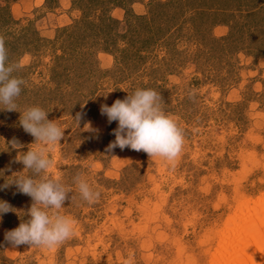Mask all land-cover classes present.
I'll return each instance as SVG.
<instances>
[{
	"label": "rangeland",
	"instance_id": "rangeland-1",
	"mask_svg": "<svg viewBox=\"0 0 264 264\" xmlns=\"http://www.w3.org/2000/svg\"><path fill=\"white\" fill-rule=\"evenodd\" d=\"M116 1L115 18L132 11L165 25L144 58L134 56L141 33L132 41L124 22L115 41L103 40L90 0H0V36L25 81L18 111H0V185L32 175L16 161L36 147L19 111L39 106L65 129L50 174L72 186L75 199L60 212L76 221L75 235L54 249L12 247L5 232L28 219L32 199L15 185L0 190L14 208L0 219V264H216L233 225L250 221L247 207L264 205V0ZM138 88L157 91L183 131L174 163L105 151L118 122L101 105ZM13 139L24 147L10 149ZM77 173L99 202L80 199Z\"/></svg>",
	"mask_w": 264,
	"mask_h": 264
},
{
	"label": "clouds",
	"instance_id": "clouds-1",
	"mask_svg": "<svg viewBox=\"0 0 264 264\" xmlns=\"http://www.w3.org/2000/svg\"><path fill=\"white\" fill-rule=\"evenodd\" d=\"M22 64L9 63L5 38L0 36V111H18L16 100L22 92L23 79L13 75ZM106 96V95H105ZM21 113L19 124L24 131L35 139V148L29 147L27 152H20L17 162L31 172V176L17 175L11 182L0 185V190L15 185L19 193L31 197V207L26 212L28 219L18 227L5 232V241L12 247L27 245L54 249L75 235L76 221L61 214L66 202L75 199L73 188L52 174L55 160L51 153L65 136L63 129L56 121L48 119V112L39 106L28 107ZM101 115L107 116L108 123L118 122L113 129L115 140L106 148L111 152L119 147L146 153L150 159L163 158L174 163L182 152L184 134L176 121L162 108L161 95L154 89H136L123 99H116L108 106L101 105ZM82 116L77 113L74 120L80 125ZM85 131H93L91 123L85 124ZM10 149H22L24 145L13 139ZM22 153V154H21ZM13 176V175H12ZM81 200L89 205L99 202L101 192L77 173L72 178ZM13 207L0 200V219L12 212Z\"/></svg>",
	"mask_w": 264,
	"mask_h": 264
},
{
	"label": "bare ground",
	"instance_id": "bare-ground-1",
	"mask_svg": "<svg viewBox=\"0 0 264 264\" xmlns=\"http://www.w3.org/2000/svg\"><path fill=\"white\" fill-rule=\"evenodd\" d=\"M246 212L250 221L233 223L216 264H264V205L249 206Z\"/></svg>",
	"mask_w": 264,
	"mask_h": 264
},
{
	"label": "trees",
	"instance_id": "trees-1",
	"mask_svg": "<svg viewBox=\"0 0 264 264\" xmlns=\"http://www.w3.org/2000/svg\"><path fill=\"white\" fill-rule=\"evenodd\" d=\"M90 1L95 6V8H97L96 13L92 14L93 15V19L91 20L92 26L97 33L103 35L104 41L106 40L108 42L110 39L113 41L116 38V36L114 38L112 35L113 33L116 34L118 33L117 31L119 30L117 29L122 25V22L125 23V26L128 27L131 26L132 41L134 39V34L136 32L139 34L141 33L140 36H142L143 38H141L140 40L141 44L137 49H135L136 52L134 54V56H137V58H144L145 54L142 53V51L147 50L146 49L147 45L153 42L154 33L156 35V38L163 37V34H161V30L162 31L164 30L165 25L164 26L162 24L159 25L160 23L156 22V24H154V27H152L151 15L148 16V14H135L134 12L130 11V14L132 15L131 18L130 19L127 18L128 15L127 13L124 17V21H122L121 19L115 18L109 11L111 5H120L121 3L120 1H116V0H90ZM169 2L170 0H168V2L163 1L162 4L164 5L170 4L173 7V3L172 2L169 3ZM170 5L168 7H171ZM2 10H3L2 7H0V16L3 15ZM1 19L4 21L3 23H6L11 21L12 17L7 16ZM146 34L147 36L144 37V35ZM111 40L109 43H111Z\"/></svg>",
	"mask_w": 264,
	"mask_h": 264
}]
</instances>
